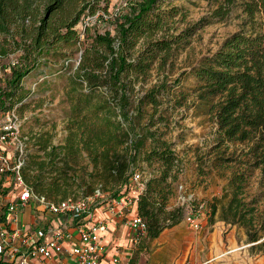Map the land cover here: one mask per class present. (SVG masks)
I'll return each mask as SVG.
<instances>
[{
    "label": "trees",
    "instance_id": "obj_1",
    "mask_svg": "<svg viewBox=\"0 0 264 264\" xmlns=\"http://www.w3.org/2000/svg\"><path fill=\"white\" fill-rule=\"evenodd\" d=\"M234 2L225 0L218 15L228 13ZM110 3L0 0V64L6 68L5 83L0 85V113L22 110L31 95L26 77L49 57L62 60L65 69L72 66L69 98L74 117L66 127L67 135L61 144L52 143V135L47 133L28 137L27 143L32 141L37 149L28 151L25 179L36 192L56 201L84 197L100 189L102 201L109 202L132 193L133 174H143L140 167H148L149 176L143 174L145 185L137 196L136 213L148 224L144 239L153 240L182 219L184 207H168L182 161L173 143L152 128L158 122L154 116L161 104L159 96L170 89L168 82L135 99L132 96L135 82L149 75L154 60L167 58L173 45L192 32L169 33V17L175 7L162 9L164 0H134L129 11L113 19L115 33L101 30L99 23L84 24L89 15L110 12ZM242 5L247 14L245 27L229 35L188 74L197 78L193 92L208 104L217 123V140L244 145L241 153L246 156L241 161L246 168L234 170L222 195L210 204L211 221L219 212L226 223L244 227L252 250L264 254V208L246 192L247 170L260 167L264 174V0H244ZM74 50H80L76 64L71 61ZM18 51L20 55L14 56ZM11 59L16 60L15 65ZM179 83V78L174 81L175 85ZM84 85L88 92L104 88L108 95L93 103L91 93L78 91ZM148 106L152 111L142 124ZM99 120L98 127L93 122ZM84 151L93 164L91 178L98 184L90 187L91 193L80 195L72 193L77 178L68 176L66 169L72 167L70 158ZM235 160L220 158L216 165Z\"/></svg>",
    "mask_w": 264,
    "mask_h": 264
},
{
    "label": "rangeland",
    "instance_id": "obj_2",
    "mask_svg": "<svg viewBox=\"0 0 264 264\" xmlns=\"http://www.w3.org/2000/svg\"><path fill=\"white\" fill-rule=\"evenodd\" d=\"M133 1L111 0L110 13L113 15H100L99 18H94L93 23H99L101 30L110 29L115 33L113 19L116 15L119 17L129 11ZM243 1L235 0L229 12L221 16L217 11L222 5H226L225 0H164L162 9L170 10L175 7L171 9L174 14L169 17V33L178 35L184 30L192 33L174 44L167 58L157 57L154 60L149 75L135 82L132 97L135 99L142 96L163 82L170 85V89L159 96L161 104L154 116L158 122L152 128L173 143L182 161V171L174 184V195L170 198L168 207L182 206L184 213L178 224L166 228L158 238L144 239L129 264L132 260H136L135 264H264V254L252 250L244 227L226 223L219 218V212L214 221H211L210 204L215 197L222 195L232 172L238 168H246L241 163L246 156L241 153L244 145L220 143L217 140V123L208 111V104L193 92L198 84L197 78L188 74L206 55L214 53L229 35L245 27L247 14L243 10ZM101 18L104 20L99 22ZM13 55H20L19 51ZM79 55L80 50L71 52L72 63L76 64ZM48 59V62L36 66L25 79L31 95L19 111L22 118L21 130L29 138L47 133L52 135V143L61 144L67 135L66 127L74 117L69 98L72 89L69 78L73 67L65 69L62 60L54 57ZM5 77V64H0V85L5 83ZM178 78L180 83L175 85L174 81ZM78 91L91 93L88 92L87 85ZM91 95L93 103L101 102L107 97L108 91L98 88ZM146 110L149 113L141 120L142 124L150 117L152 108L148 106ZM93 123L101 126V120ZM28 145V151L34 152L37 149L32 141ZM149 145L150 140L147 143ZM227 157L237 160L216 165L220 158ZM70 164L72 167H67V175L77 178L72 193H91L90 187H95L98 183H94L91 178L93 164L87 152L72 156ZM140 168L145 177L149 176L148 167ZM247 173L249 178L246 192L250 197L255 196L263 209V171L260 167H254L249 168ZM204 202L208 207L194 211L199 214L201 227L193 229L185 219L186 214L190 208Z\"/></svg>",
    "mask_w": 264,
    "mask_h": 264
},
{
    "label": "built area",
    "instance_id": "obj_3",
    "mask_svg": "<svg viewBox=\"0 0 264 264\" xmlns=\"http://www.w3.org/2000/svg\"><path fill=\"white\" fill-rule=\"evenodd\" d=\"M100 15L113 14L98 11L87 16L84 24H92ZM10 62L16 64L15 59ZM21 127L22 118L16 108L0 113V264H99L107 250L104 233L108 226L104 220H95L96 210L108 203L112 211L124 213L144 188L143 174H133L132 193L106 203L100 189L84 197L59 201L47 198L25 179L29 148ZM206 207L200 203L188 210L185 219L193 229L202 224L194 211ZM27 211L31 214L29 220L25 217ZM127 224L134 244H139L148 232L146 220L135 213ZM67 241L70 247L65 246ZM112 261L119 263L120 257L115 255Z\"/></svg>",
    "mask_w": 264,
    "mask_h": 264
},
{
    "label": "crops",
    "instance_id": "obj_4",
    "mask_svg": "<svg viewBox=\"0 0 264 264\" xmlns=\"http://www.w3.org/2000/svg\"><path fill=\"white\" fill-rule=\"evenodd\" d=\"M136 203L127 206L124 213H116L109 208V204H102L96 210L95 220L106 221L108 230L104 233V241L107 246L106 254L99 264H129L132 255L138 249L139 244H134L132 240L131 230L128 227L127 220L136 213ZM27 220L30 219L29 211L25 213ZM70 241L65 243L66 247H70ZM120 257L119 263L112 261L113 257ZM136 263V262H135Z\"/></svg>",
    "mask_w": 264,
    "mask_h": 264
}]
</instances>
